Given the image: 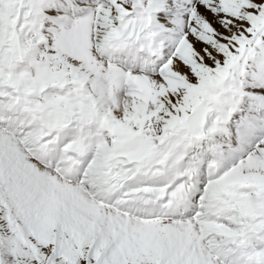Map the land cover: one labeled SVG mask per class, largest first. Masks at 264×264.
I'll return each mask as SVG.
<instances>
[{"label": "snow or ice", "instance_id": "6c2138e0", "mask_svg": "<svg viewBox=\"0 0 264 264\" xmlns=\"http://www.w3.org/2000/svg\"><path fill=\"white\" fill-rule=\"evenodd\" d=\"M0 264H264V0H0Z\"/></svg>", "mask_w": 264, "mask_h": 264}]
</instances>
